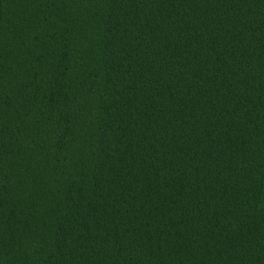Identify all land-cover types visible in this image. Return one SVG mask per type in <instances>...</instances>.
<instances>
[{
    "label": "trees",
    "instance_id": "trees-1",
    "mask_svg": "<svg viewBox=\"0 0 264 264\" xmlns=\"http://www.w3.org/2000/svg\"><path fill=\"white\" fill-rule=\"evenodd\" d=\"M0 264H264V0H0Z\"/></svg>",
    "mask_w": 264,
    "mask_h": 264
}]
</instances>
